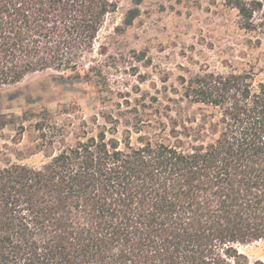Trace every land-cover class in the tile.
I'll list each match as a JSON object with an SVG mask.
<instances>
[{
	"label": "trees",
	"instance_id": "16d2710c",
	"mask_svg": "<svg viewBox=\"0 0 264 264\" xmlns=\"http://www.w3.org/2000/svg\"><path fill=\"white\" fill-rule=\"evenodd\" d=\"M230 3L247 20L260 7ZM117 8L0 0V88L77 69ZM100 70L87 73L102 83ZM180 85L196 110L158 119L153 134L135 129V144L103 117L39 167L0 166V264H264L241 251L264 240V80L205 71Z\"/></svg>",
	"mask_w": 264,
	"mask_h": 264
},
{
	"label": "rangeland",
	"instance_id": "374dc122",
	"mask_svg": "<svg viewBox=\"0 0 264 264\" xmlns=\"http://www.w3.org/2000/svg\"><path fill=\"white\" fill-rule=\"evenodd\" d=\"M115 1L117 11L106 18L77 69L32 74L0 88V166L39 167L44 154L74 145L82 133L95 135L94 119L103 125V117L118 120L116 138L129 131L135 144V129L153 134L158 119L196 110L181 101V78L246 71L254 83L264 80V0H242L260 4L250 20L231 0ZM135 3L139 15L125 28L123 16ZM94 62L102 83L87 73ZM241 251L250 261H264V240Z\"/></svg>",
	"mask_w": 264,
	"mask_h": 264
}]
</instances>
